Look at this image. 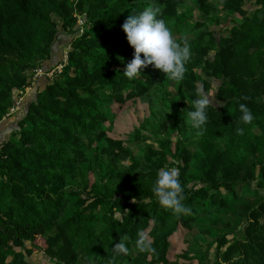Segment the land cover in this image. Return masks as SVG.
I'll list each match as a JSON object with an SVG mask.
<instances>
[{
    "label": "trees",
    "instance_id": "16d2710c",
    "mask_svg": "<svg viewBox=\"0 0 264 264\" xmlns=\"http://www.w3.org/2000/svg\"><path fill=\"white\" fill-rule=\"evenodd\" d=\"M148 5L189 43L180 81L151 64L132 79L122 73L134 50L121 24ZM60 32L70 37L65 58ZM38 69L43 88L11 113ZM198 90L213 95L206 124L193 128ZM137 98L149 116L114 138L115 106ZM240 103L249 124L238 119ZM4 121L0 264H32L38 247L52 264H264V0H0V130ZM164 167L178 169L190 214L152 193ZM227 207L243 219L231 238L215 236L205 253L183 237L176 250L182 227ZM138 232L152 251L136 249ZM117 242L129 251L114 256Z\"/></svg>",
    "mask_w": 264,
    "mask_h": 264
},
{
    "label": "clouds",
    "instance_id": "9594fccd",
    "mask_svg": "<svg viewBox=\"0 0 264 264\" xmlns=\"http://www.w3.org/2000/svg\"><path fill=\"white\" fill-rule=\"evenodd\" d=\"M160 11L159 7L148 5L139 12L129 14L121 24L126 40L134 50L132 59L125 64L122 72L129 79L142 73V69L149 64L163 72L169 80L180 81L184 78L185 65L191 57L189 43L186 39L177 42L173 38L170 28L159 15ZM208 105L209 99L198 90L197 97L192 100V110L187 113L193 128H202L206 124ZM238 109L241 113L238 118L240 122L249 124L253 121V113L246 104H238ZM236 132L243 134L244 129L237 127ZM178 177L179 171L175 167L159 169L152 193L163 208L171 209L177 214H190L191 209L182 203L184 194ZM135 247L140 252L153 250L143 232L137 233ZM112 249L114 256L129 251L122 242L115 243Z\"/></svg>",
    "mask_w": 264,
    "mask_h": 264
},
{
    "label": "rangeland",
    "instance_id": "374dc122",
    "mask_svg": "<svg viewBox=\"0 0 264 264\" xmlns=\"http://www.w3.org/2000/svg\"><path fill=\"white\" fill-rule=\"evenodd\" d=\"M247 6H252L251 3H248ZM254 8V7H253ZM194 19L201 17V13L196 8L193 10ZM222 14H225L224 12ZM225 24V23H223ZM221 28V27H220ZM70 37L66 34L59 33V37L56 41L55 46L61 48L63 51V58H65L67 47L69 44ZM66 49V50H65ZM60 70V68H59ZM55 72H58L56 70ZM41 74V73H38ZM54 75V74H53ZM52 75V76H53ZM217 81L213 80L212 85L214 87L217 86ZM173 95L178 99H180V94L182 91V87L179 84H173L170 87ZM30 88L28 87L24 92V96H26L27 92H29ZM213 95V92L210 93ZM210 95L207 94L206 97L210 99ZM30 96V95H29ZM19 109V105L17 104L15 108L11 109V113L15 112ZM116 115L113 123V127L109 129V134L117 139L126 140L129 136V133L133 131L135 127H138L147 116H149V108L147 100L136 99L132 101H128L120 107H116ZM109 123V122H106ZM155 126H152L151 132H155ZM158 128V127H157ZM10 132L8 133V136ZM166 135V134H165ZM145 143L136 142L133 143L132 146L137 149L138 146L144 145ZM92 157V155H90ZM91 177V176H90ZM256 190H254L255 192ZM256 193V192H255ZM254 195L252 193H248L247 199L253 200ZM243 224L242 216L237 212L234 207H227L219 210L217 213L213 215L203 214L196 222L195 227L192 231H187L186 228H181L178 231L175 239L173 240V245L176 247V250H180L182 246L181 238L191 239L193 241V251L194 252H207L209 243L214 239L215 236H223L228 235L230 238L234 235L238 229L241 228ZM207 231V233H201L200 230ZM37 245L42 246L43 242L41 239L37 240ZM29 246H31L28 243ZM184 246V245H183ZM31 260L32 264H52L49 261L46 254L43 250L37 248H33V254L28 257Z\"/></svg>",
    "mask_w": 264,
    "mask_h": 264
},
{
    "label": "crops",
    "instance_id": "0c3cea01",
    "mask_svg": "<svg viewBox=\"0 0 264 264\" xmlns=\"http://www.w3.org/2000/svg\"><path fill=\"white\" fill-rule=\"evenodd\" d=\"M36 75H38V76L35 77V79L33 81V84H32L31 87H29L30 90H29V92H27L26 96H24V95L22 96L21 95L20 97L17 98V100H18L17 101V104L19 106H20V102L23 103V102H25V101H27V100L30 99V96L29 95H31V93L36 92L37 89H39V88L40 89L43 88V86L45 84V78H44V76L39 75V74H36ZM5 121L2 123L3 126L1 127V130H0V139H2L5 136V130H6V128H5V124H6ZM12 121L13 120H11L10 122L12 123Z\"/></svg>",
    "mask_w": 264,
    "mask_h": 264
},
{
    "label": "built area",
    "instance_id": "2783aa9c",
    "mask_svg": "<svg viewBox=\"0 0 264 264\" xmlns=\"http://www.w3.org/2000/svg\"><path fill=\"white\" fill-rule=\"evenodd\" d=\"M61 67H62V64H59L58 66H56V68H54V69H52V70L46 72V75H48V76H52V74H53L56 70L59 71V68L61 69ZM38 73L43 74L44 71H43L42 69H38V71H37L36 74H38ZM39 75H40V74H39Z\"/></svg>",
    "mask_w": 264,
    "mask_h": 264
}]
</instances>
